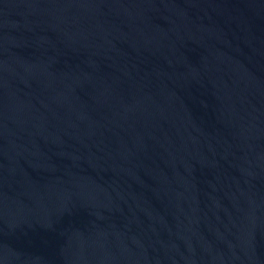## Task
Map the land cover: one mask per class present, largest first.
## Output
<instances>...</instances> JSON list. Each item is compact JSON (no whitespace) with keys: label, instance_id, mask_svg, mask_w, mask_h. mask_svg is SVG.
Segmentation results:
<instances>
[{"label":"water","instance_id":"1","mask_svg":"<svg viewBox=\"0 0 264 264\" xmlns=\"http://www.w3.org/2000/svg\"><path fill=\"white\" fill-rule=\"evenodd\" d=\"M0 264H264V0H0Z\"/></svg>","mask_w":264,"mask_h":264}]
</instances>
